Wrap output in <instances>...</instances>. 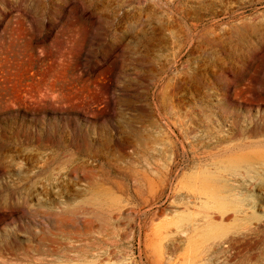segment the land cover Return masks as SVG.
<instances>
[{
	"label": "rangeland",
	"instance_id": "obj_1",
	"mask_svg": "<svg viewBox=\"0 0 264 264\" xmlns=\"http://www.w3.org/2000/svg\"><path fill=\"white\" fill-rule=\"evenodd\" d=\"M263 184L264 0H0V264H264Z\"/></svg>",
	"mask_w": 264,
	"mask_h": 264
},
{
	"label": "bare ground",
	"instance_id": "obj_2",
	"mask_svg": "<svg viewBox=\"0 0 264 264\" xmlns=\"http://www.w3.org/2000/svg\"><path fill=\"white\" fill-rule=\"evenodd\" d=\"M261 195H260V198L257 199L258 201V205L259 206L258 208L261 210V211H264V184H263V188L261 190ZM256 220L260 221L259 219L255 218ZM168 236L166 235L165 238H167ZM175 239H178L180 241H182V238L180 236H177V238ZM189 239V238H188ZM252 264H255V263H252Z\"/></svg>",
	"mask_w": 264,
	"mask_h": 264
}]
</instances>
